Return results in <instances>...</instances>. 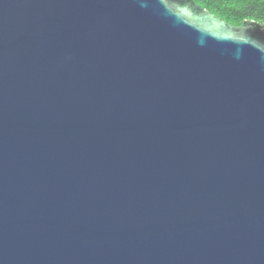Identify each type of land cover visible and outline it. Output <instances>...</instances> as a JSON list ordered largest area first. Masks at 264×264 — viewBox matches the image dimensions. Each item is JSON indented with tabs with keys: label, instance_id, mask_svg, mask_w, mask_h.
Wrapping results in <instances>:
<instances>
[{
	"label": "water",
	"instance_id": "95a60500",
	"mask_svg": "<svg viewBox=\"0 0 264 264\" xmlns=\"http://www.w3.org/2000/svg\"><path fill=\"white\" fill-rule=\"evenodd\" d=\"M0 264H264V27L0 0Z\"/></svg>",
	"mask_w": 264,
	"mask_h": 264
},
{
	"label": "trees",
	"instance_id": "16d2710c",
	"mask_svg": "<svg viewBox=\"0 0 264 264\" xmlns=\"http://www.w3.org/2000/svg\"><path fill=\"white\" fill-rule=\"evenodd\" d=\"M196 4L227 23L241 27L254 21L264 27V0H194Z\"/></svg>",
	"mask_w": 264,
	"mask_h": 264
}]
</instances>
